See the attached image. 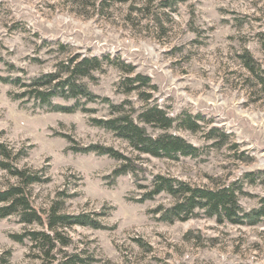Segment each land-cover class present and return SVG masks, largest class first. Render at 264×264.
<instances>
[{
	"label": "rangeland",
	"instance_id": "rangeland-1",
	"mask_svg": "<svg viewBox=\"0 0 264 264\" xmlns=\"http://www.w3.org/2000/svg\"><path fill=\"white\" fill-rule=\"evenodd\" d=\"M59 44L68 46L65 53ZM77 53L103 59L102 70L84 79L94 93L122 104L136 120L142 106L157 104L175 119L167 131L199 154H137L91 123L111 116L107 103H87V112L48 111L12 99L16 87L1 84L0 140L24 147L18 164L43 168L49 178L30 187L33 206L42 213L64 191L63 211L87 212L104 228H63L68 244L57 242L45 254L28 239L10 237L41 225L0 219V264H62L73 253L82 259L77 264H264L263 224L218 222L202 211L167 223L153 210L173 201L168 194L137 201L156 174L197 186L235 182L244 210L264 196V0H0V54L15 67L8 71L0 62L1 76H37ZM138 74L149 83L130 91L139 82L126 79ZM185 114L197 123L195 131L178 125ZM145 127L152 135L160 131ZM72 144L112 147L132 159L133 169L111 182L106 176L119 161L73 152ZM12 182L0 169V188Z\"/></svg>",
	"mask_w": 264,
	"mask_h": 264
},
{
	"label": "trees",
	"instance_id": "trees-1",
	"mask_svg": "<svg viewBox=\"0 0 264 264\" xmlns=\"http://www.w3.org/2000/svg\"><path fill=\"white\" fill-rule=\"evenodd\" d=\"M60 53H65L67 45L59 44ZM244 57V63L250 71L254 68L249 62L248 56ZM106 59H109L106 57ZM110 61V60H107ZM0 62L8 71L15 69L14 65L4 60L0 54ZM103 59L96 56H82L79 54L67 55L60 58L53 70L41 73L37 76L22 78L7 74L0 75V85L10 84L16 87V91L10 93L11 98L22 103H32L34 107L48 111L71 113L76 110L89 111L87 103L98 100L107 103L111 116L107 118H90L92 124L111 131L117 137L125 140L131 150L137 154H147L157 158L178 159L194 157L199 154L198 147L187 142L179 135L169 133L167 130L173 126L175 119L168 116L157 104L147 103L138 111L136 119L124 111L122 104H113L107 97H101L94 93L84 79L93 78L95 71L102 70ZM121 69L131 72V67L120 62ZM126 67V68H125ZM264 85V78H259ZM126 82H139L137 86H131L129 90L137 89L139 85L147 86L149 79L146 76L136 75L126 79ZM126 82L124 84H126ZM61 99L64 103L57 102ZM148 100V95L143 96ZM182 128L195 131L197 123L188 114L179 117ZM145 125L153 126L160 131L152 135ZM70 142V136L65 135ZM69 150L79 153L94 152L100 155H108L119 161L113 171L106 176L111 182L121 175L132 171L131 158L109 146L89 144L85 146L72 144ZM24 147L15 148L0 140V169H2L14 182L0 188V219L16 216L22 224H38L41 230H25L19 234H11V238L17 242L28 239L39 251L49 254L59 242L62 246L68 244L61 233L63 228L72 226H88L94 229L104 228L99 219L87 212L68 213L63 211V202L59 196L65 197L64 191L58 193L56 198L50 200L48 208L41 212L37 210L31 199L30 187L34 184L44 183L49 180L45 169L20 166L18 162L26 155ZM160 193L168 194L173 201L167 206H158L153 210L158 214V220L167 223L185 221L196 216L202 211L208 217H214L216 221H227L240 225H264V196L259 199L258 205L250 210H244L239 205L241 188L235 182L216 187L191 185L161 174L153 175L151 184L143 192L138 202L154 198ZM64 195V196H63ZM68 195L66 194V197ZM97 215V214H96ZM82 259L76 254H70L62 264L81 263Z\"/></svg>",
	"mask_w": 264,
	"mask_h": 264
}]
</instances>
